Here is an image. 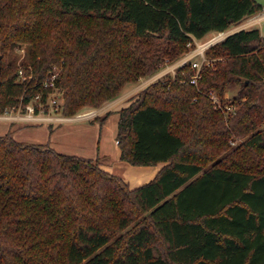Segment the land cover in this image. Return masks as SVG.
Instances as JSON below:
<instances>
[{
    "label": "trees",
    "instance_id": "trees-1",
    "mask_svg": "<svg viewBox=\"0 0 264 264\" xmlns=\"http://www.w3.org/2000/svg\"><path fill=\"white\" fill-rule=\"evenodd\" d=\"M263 9L257 0H0V113L38 92L45 102L56 65L64 116L99 107L195 39ZM205 55L196 82L188 62L119 111L121 159L164 163L140 186L99 159L0 135V264H264V156L207 168L198 154L238 137L264 152V35L240 29Z\"/></svg>",
    "mask_w": 264,
    "mask_h": 264
},
{
    "label": "rangeland",
    "instance_id": "rangeland-1",
    "mask_svg": "<svg viewBox=\"0 0 264 264\" xmlns=\"http://www.w3.org/2000/svg\"><path fill=\"white\" fill-rule=\"evenodd\" d=\"M257 1L264 6V0H257ZM252 17H253L252 19L260 20L257 22V25L253 28H259L264 35V9L260 13ZM239 29H244V25L238 24L236 26H233L228 31L220 32L222 36L223 35L224 36L216 43L222 42L228 35L236 32V30L238 31ZM220 33L213 32L206 35L204 38L200 40L195 39L188 52L187 51L183 52L178 57L172 58L171 60L169 57H166L164 61L161 62V64L159 65V69L156 72L146 76H141L137 81L128 82L123 87L122 91L117 97L104 102L101 106L99 107L87 106L82 108L74 116H66L68 118L71 117L77 119L81 118L85 120H78L72 123L66 121L27 122L23 120L0 118V135L10 134L12 137H14V139L26 143H49L52 147L55 148L56 145H53V143L50 142V136L52 132L55 131L56 132L55 140L58 142V146L56 147L57 151L68 155H75L83 158H92L95 160L99 159L102 165L107 164L109 166L112 163H114V161L116 160L115 151L119 147L117 141V135H118V124L120 119L119 111L121 110L115 107L108 112L109 106L107 105H109L110 101L117 100V98L123 96L124 90H132L130 93L133 95L129 96L127 94L128 96L127 99L131 97L129 100H127V102L128 101L132 102L136 100L138 94L150 84L159 80H163V79L166 80L169 76L175 77L176 71L178 69L177 64L181 59L187 56L189 57L190 62L199 63L202 69L203 65L208 62V58L205 55L207 61L203 62V56L200 55L201 53L199 52V50L204 48L205 46L204 49V54H205L208 48L216 44V43L213 44L210 43L212 42V39H214L216 36H219ZM22 49H24V51ZM15 56L17 58V62L19 63L25 60L28 56L27 45L23 44L21 47L17 48L15 51ZM54 70L59 75V73H61L62 71V68L61 66L56 65ZM59 89L60 91L63 90L61 88ZM239 89L240 86L238 84L232 85L229 88V92L226 93V98H231L234 94H237ZM58 92L52 95L53 98L56 97V94ZM215 98H216L215 102L220 103L219 97L215 96ZM23 99L22 97L19 98V101H17L16 104L7 108L6 113L9 115H14L16 114V112H20V111L22 114L27 113L28 112L26 108L27 103L25 104V101ZM49 99H51V95ZM64 102L65 99L63 93L62 98H58V103H61V107H62ZM50 103H51L50 108H49L50 105L49 106L44 105V108L47 107L46 110L47 111L49 110L48 112H50L51 116H62L63 108L56 110L54 109L56 103H54L53 100H51ZM34 104L39 106V103L36 101ZM228 105L229 103L223 104L221 106L222 111L225 112L226 114L231 112V108H227ZM13 106L16 107L17 109L19 108L21 109L14 110ZM68 118H66V120ZM67 124L69 125L74 124V125L72 127H67L68 126ZM59 127L62 128L58 129ZM246 139L247 137H238L234 140H230L228 144L226 145L222 144L219 147L214 146L213 143H209L198 154L200 155V158L204 161V164H206L207 168H210L212 165H216V164L222 166H229L231 162H237L239 164H243V163L249 164L250 162H252V160H257L255 159V157L264 156L263 151H258L250 147H247L245 145ZM211 156H214L215 158L211 159ZM110 173L115 174L113 172ZM129 186L131 187L130 184ZM158 246H160V244ZM160 248L163 250V246H160Z\"/></svg>",
    "mask_w": 264,
    "mask_h": 264
},
{
    "label": "crops",
    "instance_id": "crops-1",
    "mask_svg": "<svg viewBox=\"0 0 264 264\" xmlns=\"http://www.w3.org/2000/svg\"><path fill=\"white\" fill-rule=\"evenodd\" d=\"M253 17H249L246 18L245 20H243L240 24L244 25V28L246 29H250L253 28L257 25V22L260 21L259 19H252ZM240 30V29H239ZM237 31V30H236ZM189 59V57H185L183 59H181L179 61V63L177 64V67L182 66V64L185 62V60ZM132 90H124V94L123 96L117 98V100H112L110 101L109 105V110H112L113 108L117 107L119 110L127 107L131 101H128L129 99H127V94L133 95L131 94ZM78 120H85V119H77V118H68L66 120V122H74V121H78ZM67 127H72L74 124H67ZM62 127H59L58 129H60ZM57 129V130H58ZM78 129V128H77ZM56 132L53 131L51 136H50V142L53 143V145L56 147L58 146V142L55 140V134ZM59 133V132H58ZM54 140V141H52ZM54 148V147H53ZM65 154V153H64ZM115 155H116V160L114 161V163H112L111 165H107V164H103L102 167L110 172H113L121 177H123L130 185L131 187H137L140 186L144 183H147L149 180H152L156 177V175L158 174V172L160 171V169L164 166V163H160L157 165H150V166H139V165H132L129 162L122 160L121 159V149L120 147L117 148V150L115 151Z\"/></svg>",
    "mask_w": 264,
    "mask_h": 264
},
{
    "label": "built area",
    "instance_id": "built-area-1",
    "mask_svg": "<svg viewBox=\"0 0 264 264\" xmlns=\"http://www.w3.org/2000/svg\"><path fill=\"white\" fill-rule=\"evenodd\" d=\"M222 37L223 36L220 33L219 36H216L214 39H212V42L210 44L218 42V40H220ZM204 49H205V46H204V48L200 49L199 52L201 53L200 55L203 56V62H206L207 59H206L205 54H204ZM22 50L24 51V49H22ZM188 62H190V59L185 60V62L183 64H186ZM192 65L194 68H196V71H197L196 74L193 76V82H196L197 78L200 76L201 65L197 62H193ZM54 69L49 71L48 75L45 77V79L43 81L42 88H46V89L51 90V92L49 93L45 102L43 99V95L41 94V92H39L38 94H34L32 96V98H30V100L27 102V104H26V108L28 110V112L26 111L27 113L22 114L20 111V112H16V114H14V115H9L6 113L7 112L6 111L5 113H0V118H8V119H12V120H23V121H27V122L66 121V118H68V117H66L64 115H62V116H51L50 112H48L49 110L48 111L46 110L47 107L44 108V105L45 106L50 105L49 108L51 107V103H50L51 100H53L54 103H56V106L54 109L59 110V109L63 108V105L61 107V103H58V98H62L63 93H62V91H60L58 86H56V80L58 78V73H56V71ZM23 71L24 70L22 68L19 70V78L21 80L22 79L25 80V78H26L24 76ZM30 77L32 78V75ZM56 92H58L56 94L57 98L56 97L53 98L52 95H54ZM50 95H51V99H49ZM23 98H24V96L22 97V99ZM35 101L39 103V106L34 104ZM215 101H216V98H215ZM13 109L19 110L21 108L17 109L16 107L13 106ZM57 112H59V111H57ZM87 115H89V114H87Z\"/></svg>",
    "mask_w": 264,
    "mask_h": 264
},
{
    "label": "water",
    "instance_id": "water-1",
    "mask_svg": "<svg viewBox=\"0 0 264 264\" xmlns=\"http://www.w3.org/2000/svg\"><path fill=\"white\" fill-rule=\"evenodd\" d=\"M1 57V56H0ZM2 83V79H1V66H0V84Z\"/></svg>",
    "mask_w": 264,
    "mask_h": 264
},
{
    "label": "bare ground",
    "instance_id": "bare-ground-1",
    "mask_svg": "<svg viewBox=\"0 0 264 264\" xmlns=\"http://www.w3.org/2000/svg\"><path fill=\"white\" fill-rule=\"evenodd\" d=\"M224 36V35H223ZM219 39V38H218Z\"/></svg>",
    "mask_w": 264,
    "mask_h": 264
}]
</instances>
